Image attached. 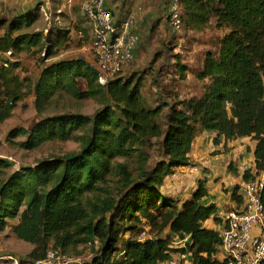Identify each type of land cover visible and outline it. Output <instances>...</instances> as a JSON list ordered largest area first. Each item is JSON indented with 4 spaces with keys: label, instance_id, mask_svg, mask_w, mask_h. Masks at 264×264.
<instances>
[{
    "label": "trees",
    "instance_id": "16d2710c",
    "mask_svg": "<svg viewBox=\"0 0 264 264\" xmlns=\"http://www.w3.org/2000/svg\"><path fill=\"white\" fill-rule=\"evenodd\" d=\"M175 2L180 28L201 33L215 21L226 32L197 73L207 81L203 94L154 108L143 99L146 73L103 86L96 62L83 57L44 65L67 47L70 33L53 38L29 32L37 18L28 14L4 20L0 127L31 94L39 119L30 130H12L9 139L23 138L17 145L24 150L80 145L78 152L31 166L0 158V228L11 226L18 240L33 246L21 263L43 261L51 249L80 256L79 248L88 247L92 255L85 264H167L176 255L192 264H231L222 251V232L207 227L211 220L226 225L218 207L208 203L207 180H199L186 201L170 195L166 181L192 165L194 142L203 133L215 136L217 145L246 138L256 144L254 167L233 188L241 207L232 211L244 206L243 185L264 175V0H170L172 28ZM23 54L44 55L35 82L17 72ZM179 73L184 79L187 68L179 64ZM65 96L94 100L100 109L92 116L48 113ZM153 150L159 152L155 162Z\"/></svg>",
    "mask_w": 264,
    "mask_h": 264
},
{
    "label": "rangeland",
    "instance_id": "374dc122",
    "mask_svg": "<svg viewBox=\"0 0 264 264\" xmlns=\"http://www.w3.org/2000/svg\"><path fill=\"white\" fill-rule=\"evenodd\" d=\"M24 2L25 0L22 1L23 15L28 14L27 16L37 18L34 26L28 30L29 32H42L45 37L52 36L53 38H58L61 33H70V41L66 44L67 47L55 50L53 58L45 61L44 65L80 57L87 59L92 64L95 63L90 51L91 29L87 24V19L81 14L78 1L72 0L69 3L67 0H27V3ZM160 16H164L166 21L167 14L163 15L162 12ZM13 19L14 17L8 21L11 22ZM173 27L167 20L165 27L157 31L158 35L153 40L158 47H154L153 58L150 57L149 63L137 71L146 73V82L142 92L145 105L148 108H154L163 103L173 104L176 100L200 97L207 81H199L197 73L202 69L206 55L210 52H218L219 42L226 32L217 30L215 21L208 30L201 33L188 32L176 25ZM78 30H83L82 34H78ZM86 32L88 33L86 34ZM156 53L159 54V57L155 60ZM43 56V54L37 57L23 54L20 58L22 60L20 61L21 67L17 71L21 78L28 77L35 82L41 71L38 58ZM179 64L187 68L184 79L179 73ZM131 74H124L123 77H129ZM57 101V105L48 113H78L92 116L100 109V104L94 100L77 101L65 96L58 98ZM38 119L39 116L34 106V96L29 94L19 103L12 118L0 127L1 159L9 160L17 166H31L53 156H63L79 151L80 145L74 141L48 143L34 150H24L17 145V142L22 141L23 138H16L12 141L9 139L12 130L15 128L30 130ZM151 155L153 162L158 161V151L153 150ZM146 237L145 234L141 235V238ZM1 238L4 246H1L0 249L4 250V254L8 256L4 259L0 258V264H25L21 263L20 260L26 259L30 253V247L15 237L11 231V226L4 229ZM78 252H81L82 255H92L88 247H80ZM69 254L78 256L76 252ZM174 258L181 263L189 264L187 259L184 260L177 255Z\"/></svg>",
    "mask_w": 264,
    "mask_h": 264
},
{
    "label": "crops",
    "instance_id": "0c3cea01",
    "mask_svg": "<svg viewBox=\"0 0 264 264\" xmlns=\"http://www.w3.org/2000/svg\"><path fill=\"white\" fill-rule=\"evenodd\" d=\"M22 1L0 0V36L5 32L4 20L23 14ZM168 1L170 0H107V7L111 10L116 22L120 23L128 17L135 19L134 29L141 38L135 52V61L126 68L124 74L141 70L153 58L154 47H158L153 39L157 37V31L165 27L169 20ZM24 3H27V0ZM80 11L84 17L81 7ZM162 12L163 15L167 14L166 21L164 16L159 17ZM20 61L22 60L20 59ZM214 138L215 136L212 134L203 133L195 140L190 155L192 165L179 168L174 176L168 178L166 190L170 195L178 197L181 201H186L191 197L197 182L203 179L207 180L208 203L218 207L217 216L224 220L229 210L231 212L241 207L238 202L233 200V188L243 184V173L246 167H254L256 144L246 138L229 142L220 140V144L217 145L214 143ZM207 227L222 232L225 225L224 223L217 224L211 220L207 223ZM3 232L4 230L0 228V248L4 246L1 238ZM27 245L31 251L33 246ZM4 252L0 249L1 259L8 256ZM188 263L192 264L190 261Z\"/></svg>",
    "mask_w": 264,
    "mask_h": 264
},
{
    "label": "built area",
    "instance_id": "2783aa9c",
    "mask_svg": "<svg viewBox=\"0 0 264 264\" xmlns=\"http://www.w3.org/2000/svg\"><path fill=\"white\" fill-rule=\"evenodd\" d=\"M71 1L67 0L69 3ZM76 1L79 2L90 26V51L100 73L99 83L105 86L111 80L123 76L126 68L135 61V52L141 41L140 35L134 29L135 19L128 17L120 23L116 22L107 7V0ZM171 12L172 24L179 26L181 21L177 2L172 5ZM11 54H6L7 58H11ZM263 192L264 175H261L243 185V208L226 214V225L222 231V251L231 264H264ZM90 259L89 254L75 256L51 249L43 261L33 264H85ZM167 264L181 262L173 260Z\"/></svg>",
    "mask_w": 264,
    "mask_h": 264
}]
</instances>
